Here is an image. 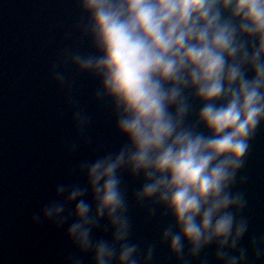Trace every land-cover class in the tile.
Returning a JSON list of instances; mask_svg holds the SVG:
<instances>
[{
  "label": "clouds",
  "instance_id": "clouds-1",
  "mask_svg": "<svg viewBox=\"0 0 264 264\" xmlns=\"http://www.w3.org/2000/svg\"><path fill=\"white\" fill-rule=\"evenodd\" d=\"M78 17L49 67L73 133L61 149L94 143L80 77L121 143L79 159L31 224L63 232L64 264H158L165 247L174 264H264L240 190L264 126V0H78ZM132 208L159 214L158 241L134 239Z\"/></svg>",
  "mask_w": 264,
  "mask_h": 264
},
{
  "label": "water",
  "instance_id": "water-1",
  "mask_svg": "<svg viewBox=\"0 0 264 264\" xmlns=\"http://www.w3.org/2000/svg\"><path fill=\"white\" fill-rule=\"evenodd\" d=\"M78 18V0H0V264H64L72 249L63 232L34 227L31 216L57 182L70 179L67 173L79 159L121 143L107 109L91 102L94 82L80 77L78 95L93 115L94 143L71 158L61 149V139L73 133L64 92L52 82L49 67L60 49L79 41ZM241 175L247 177L240 190L248 199L251 230L264 232V126ZM125 181L131 194L138 184ZM130 214L135 240L158 241L164 223L159 214L151 221L146 210L132 208ZM156 258L174 264L166 247L157 249Z\"/></svg>",
  "mask_w": 264,
  "mask_h": 264
}]
</instances>
